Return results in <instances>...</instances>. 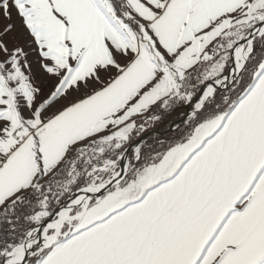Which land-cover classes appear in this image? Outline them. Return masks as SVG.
Returning a JSON list of instances; mask_svg holds the SVG:
<instances>
[{"label": "snow or ice", "instance_id": "snow-or-ice-1", "mask_svg": "<svg viewBox=\"0 0 264 264\" xmlns=\"http://www.w3.org/2000/svg\"><path fill=\"white\" fill-rule=\"evenodd\" d=\"M0 264H264V0H0Z\"/></svg>", "mask_w": 264, "mask_h": 264}, {"label": "water", "instance_id": "water-1", "mask_svg": "<svg viewBox=\"0 0 264 264\" xmlns=\"http://www.w3.org/2000/svg\"><path fill=\"white\" fill-rule=\"evenodd\" d=\"M163 130V128L161 127L160 129H157V131H162Z\"/></svg>", "mask_w": 264, "mask_h": 264}, {"label": "bare ground", "instance_id": "bare-ground-1", "mask_svg": "<svg viewBox=\"0 0 264 264\" xmlns=\"http://www.w3.org/2000/svg\"><path fill=\"white\" fill-rule=\"evenodd\" d=\"M162 128H163V126H162Z\"/></svg>", "mask_w": 264, "mask_h": 264}, {"label": "rangeland", "instance_id": "rangeland-1", "mask_svg": "<svg viewBox=\"0 0 264 264\" xmlns=\"http://www.w3.org/2000/svg\"><path fill=\"white\" fill-rule=\"evenodd\" d=\"M162 127V126H161Z\"/></svg>", "mask_w": 264, "mask_h": 264}]
</instances>
